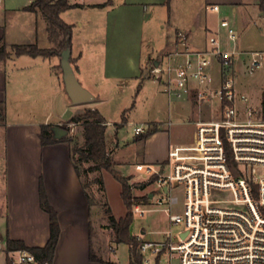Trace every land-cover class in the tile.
<instances>
[{"label": "crops", "instance_id": "1", "mask_svg": "<svg viewBox=\"0 0 264 264\" xmlns=\"http://www.w3.org/2000/svg\"><path fill=\"white\" fill-rule=\"evenodd\" d=\"M32 1L24 0L18 9L33 19L27 42L8 31L3 22L4 7L0 10V43L9 52L0 61V102L5 107V120L0 124V205L7 212L0 236L7 233L27 246L46 243L49 217L39 203L41 179L60 226L52 264H102L90 259V252H95L93 238L102 236V220L100 215L93 214L89 194L74 169L71 146L65 141L42 145L38 136L42 124L66 122L80 111L81 103L71 102L65 91L58 55H16L12 50L16 44L53 46L46 18L37 10L25 9ZM70 3L77 6L61 12L60 17L72 25L71 65L77 80L94 95L88 107L97 109L106 122L114 124L119 121L111 117L109 98L120 96L114 105L116 114L122 117L124 113L130 123L126 108L132 97L139 94L149 67L160 60L170 63V45L182 48L175 51L176 59L182 62L195 58L198 52L208 51L209 38L221 33L218 21L225 15L236 31L238 48L253 50L245 43L243 34L256 21L260 25L264 21L259 0H70ZM215 4L219 6L218 12L209 8ZM70 10L80 11L77 26L72 19L62 17ZM222 37L221 33V40ZM166 158L165 155L158 162H165Z\"/></svg>", "mask_w": 264, "mask_h": 264}, {"label": "built area", "instance_id": "2", "mask_svg": "<svg viewBox=\"0 0 264 264\" xmlns=\"http://www.w3.org/2000/svg\"><path fill=\"white\" fill-rule=\"evenodd\" d=\"M209 8L219 11L216 4ZM218 23L222 40L220 32L211 36L208 51L175 66L172 79L170 69L163 66L168 75L167 94L185 96L194 84L199 101L215 96L217 105L210 119L195 122L191 141L169 147L158 169L150 164L135 166L152 176L146 201L153 199L162 207L170 223L182 224L176 233L168 230L158 241L135 235L143 264H149L147 255L153 256L154 264H161L164 255V264H173L174 254L179 264H264V110L261 103L252 106L245 94L235 92L232 77L241 54L249 73H264V51L238 48L228 16H220ZM213 62L223 79L211 89ZM157 68L153 66L152 71ZM67 125L72 129L74 123ZM130 125L135 134L144 130L143 124ZM227 191L232 199H221ZM145 205L133 204L132 212L143 214ZM175 205L180 212L172 211ZM8 260L9 264H49L25 249L9 251Z\"/></svg>", "mask_w": 264, "mask_h": 264}, {"label": "rangeland", "instance_id": "3", "mask_svg": "<svg viewBox=\"0 0 264 264\" xmlns=\"http://www.w3.org/2000/svg\"><path fill=\"white\" fill-rule=\"evenodd\" d=\"M3 11L6 15L3 17V22L10 33L27 42L29 38L28 29L33 24L31 15L26 12L19 11L24 0H2ZM70 2V0H69ZM79 10H70L62 15L64 19H72L77 26V14ZM40 23V22H39ZM41 29V28H40ZM245 43L249 45V49L264 50V21H256L252 27L243 34ZM33 41V40H32ZM52 47L58 48L57 45ZM182 48L170 45L168 54L170 55V63L160 60L157 67L167 66L170 69L171 79L174 74V67L182 61L176 59L175 51ZM59 50V48H58ZM60 53V51H59ZM61 62V54H58ZM246 57L241 54L234 62L232 77L234 79V88L237 94H245L248 97V104L252 106L260 105L262 100V92H264V73L252 74L247 71L245 64ZM214 68L210 74L212 76V87L218 86L222 81L223 76L219 75V66L213 62ZM152 67H149L146 73V79L141 86L139 94L133 96L131 105L126 108L127 120L131 123H142L141 127L144 130L149 128H157L158 131L151 134L145 139L134 141V125L127 123L124 115V123L122 127L116 128L114 122H106V143L110 157L115 163L116 170L128 178V182L132 184L131 192L134 196H138L137 203H146L143 208V214L133 213V219L129 230L131 234L140 236L144 240L158 241L162 240L165 232L171 230L176 233L182 228V224L170 223L167 213L162 207L155 204L151 199L146 201L143 196L152 188V176L144 173V170H137L136 164H151L155 169L159 168V162L168 153L169 147L174 143H187L193 139L195 130V122L197 119H210L217 105V98H211L199 101L196 98V90L181 97H175L172 92L167 94L162 86L153 82L154 72ZM119 96V95H118ZM118 96L112 95L109 102L112 104L111 117L114 120L121 121L120 116H117ZM120 97V96H119ZM188 101V102H187ZM93 101L81 103L80 111L76 114L83 113L86 108H90ZM243 106L242 102L238 103ZM118 113V112H117ZM117 117H119L117 119ZM74 123L72 129L64 122L60 125L68 128L67 136L73 140L75 147H81L84 144L82 135V127L80 122ZM116 134V135H115ZM78 166L80 179L85 185L89 194V198L93 204V214L100 215L101 218V238H93L94 254L101 256L114 264H129V245L126 243H117L114 241V231L109 225L105 210L108 208L112 214L119 218L126 212L125 206L120 196V183L116 181L110 173L100 169L89 171L87 167L93 162H79L76 154L73 158ZM1 159H0V175H1ZM165 171H167L165 169ZM2 191V183L0 177V198ZM221 199L230 200L232 195L230 192H225ZM4 206L0 205V226L4 223L7 212ZM173 212H180V206L172 207ZM176 242V241H175ZM149 264H154L153 256L147 255ZM144 262V261H143ZM166 262L164 255L161 264ZM0 264L5 262V253L0 249ZM9 264V261H8ZM173 264H179L178 256L174 254Z\"/></svg>", "mask_w": 264, "mask_h": 264}, {"label": "trees", "instance_id": "4", "mask_svg": "<svg viewBox=\"0 0 264 264\" xmlns=\"http://www.w3.org/2000/svg\"><path fill=\"white\" fill-rule=\"evenodd\" d=\"M97 4L96 6H100ZM259 5L264 11V0H259ZM77 6V4H71L69 0H34L28 6L26 10L39 11L47 20V32L48 38L53 45H57L58 48H41L37 44H16L12 46V50L16 55L26 54L29 56H44L50 57L53 55L61 54L66 48H71L72 37V25L64 22L60 13ZM60 51V53H59ZM9 52L6 50L5 44L0 43V61L7 58ZM70 63L72 59L70 57ZM261 108L264 110V92H262ZM5 120V107L4 103L0 102V124H3ZM80 122L82 127V135L84 144L81 147H75L73 140L69 136H62L55 138L51 124H42L40 132L38 134L42 145L53 144L56 142L65 141L71 146L72 159L76 154L79 162L93 163L87 167V170L94 171L103 169L110 173L112 177L120 183V196L125 206V214L119 218H116L111 210L108 208L105 210L109 225L114 231V241L117 243H126L129 245V264H143L142 255L136 251L138 241L135 235L131 234L129 227L133 219L132 205L137 203L138 196H134L131 192L132 184L128 182V178L122 176L115 168V163L109 155L106 143V122L104 116L97 109L86 108L83 113L75 114L71 116L66 123ZM124 123V113L121 121L115 123L116 128L122 127ZM68 130L67 127L60 125ZM157 128H149L143 130L134 135L133 140L138 141L147 138L151 134L155 133ZM116 135V134H115ZM73 166L77 173L80 175L78 166L73 160ZM146 200V196H143ZM39 203L41 209H43L49 217V236L46 243L43 246H27L23 241L12 239L5 235L0 236V243L2 245V251L5 253L6 263L8 264V252L11 250L25 249L33 253L36 258L44 263L48 262L52 264L55 248L60 234V226L58 222L57 212L50 204L45 192V188L42 180H39ZM90 259L102 264H114V262L106 261L96 257L90 252Z\"/></svg>", "mask_w": 264, "mask_h": 264}, {"label": "water", "instance_id": "5", "mask_svg": "<svg viewBox=\"0 0 264 264\" xmlns=\"http://www.w3.org/2000/svg\"><path fill=\"white\" fill-rule=\"evenodd\" d=\"M71 48L61 51V70L63 84L71 102L75 104L86 103L94 100V95L77 80L73 67L70 63ZM15 57V55H12ZM52 131L55 138H60L68 134V130L60 125H53ZM151 196V195H150ZM185 233L182 234L184 236Z\"/></svg>", "mask_w": 264, "mask_h": 264}, {"label": "bare ground", "instance_id": "6", "mask_svg": "<svg viewBox=\"0 0 264 264\" xmlns=\"http://www.w3.org/2000/svg\"><path fill=\"white\" fill-rule=\"evenodd\" d=\"M153 82L162 86L163 90L167 93L168 75L165 67H159L154 72ZM128 124H132L131 122Z\"/></svg>", "mask_w": 264, "mask_h": 264}]
</instances>
